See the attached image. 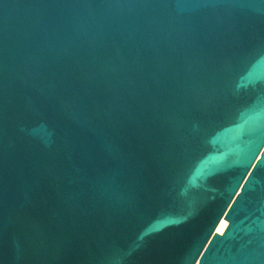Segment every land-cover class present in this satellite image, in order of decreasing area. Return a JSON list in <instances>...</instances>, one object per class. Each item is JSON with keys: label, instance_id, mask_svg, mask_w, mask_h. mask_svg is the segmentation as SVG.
<instances>
[{"label": "water", "instance_id": "water-1", "mask_svg": "<svg viewBox=\"0 0 264 264\" xmlns=\"http://www.w3.org/2000/svg\"><path fill=\"white\" fill-rule=\"evenodd\" d=\"M0 264H264V0H0Z\"/></svg>", "mask_w": 264, "mask_h": 264}, {"label": "bare ground", "instance_id": "bare-ground-1", "mask_svg": "<svg viewBox=\"0 0 264 264\" xmlns=\"http://www.w3.org/2000/svg\"><path fill=\"white\" fill-rule=\"evenodd\" d=\"M227 224H228L227 220L225 218H223L221 223L218 226V231L223 232L224 229L226 228Z\"/></svg>", "mask_w": 264, "mask_h": 264}]
</instances>
